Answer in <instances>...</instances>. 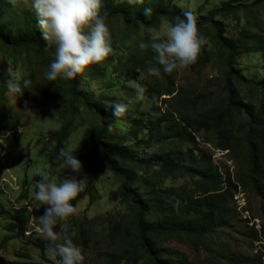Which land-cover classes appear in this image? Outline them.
Instances as JSON below:
<instances>
[{
  "label": "rangeland",
  "instance_id": "1",
  "mask_svg": "<svg viewBox=\"0 0 264 264\" xmlns=\"http://www.w3.org/2000/svg\"><path fill=\"white\" fill-rule=\"evenodd\" d=\"M111 1L116 5L123 3L121 0ZM227 1L231 0L175 1L184 11H193L197 15L199 29L207 43L203 48L201 61L182 71L174 70L171 74L162 72L172 83L171 95H164V92L159 91H163L165 87L161 76L157 78L147 73V68L156 63L150 57V48L141 50L137 46L140 40H151L153 29L162 30L169 23L166 19L156 26L140 27L136 30H130L122 17L106 19L112 34L114 53L103 64L86 68L80 77L78 89L92 97V100H98L105 105L127 103L129 98L135 99L136 90L131 83L135 81L146 89L144 100L129 105L135 117L147 112L156 99L162 110L169 104L177 110H186L199 127L195 134L200 146L213 154L214 162L225 177H231L233 188H229L227 183H224V188H228L233 195L229 203L230 209L234 211L232 225L243 231L239 236L233 230L230 232L236 243L225 235H215L212 244L207 239L204 240V248L208 245L215 252L218 250V243L222 242L232 251L238 244L242 254L254 255L261 251L264 242L255 240L249 229L253 225L258 230L261 228L262 200L253 194L250 186L249 145L246 140L251 125L249 114L246 113L248 108L240 112L232 110L231 117L225 124V128L231 133L229 150L219 149L222 138L218 135V119L215 116L228 104L227 82L231 79L238 99L247 103V107L254 110L264 121V90L259 86L264 81V61L256 54L255 49L242 47L234 64V71L246 76L247 81H238L235 72L228 75V53L216 43L215 30L210 26L199 25L202 15H208L211 10ZM238 1L251 4L255 0ZM17 5L21 9H31L35 15L30 0H17ZM250 10L252 14L249 15L244 11L240 13L244 18L240 26L229 16L218 17L222 21L220 26L225 28L228 36L238 35L241 28L247 26L248 20L252 23L248 25L250 29L264 35V7L251 6ZM133 35L136 40L131 45L126 44ZM24 54L26 58L18 56L15 59L10 49L0 46V137L5 138L6 144V147L0 145V253L7 259L21 260L27 264H60V258L49 253L48 241L37 230V220L43 214L44 206L34 199L36 183L40 179L34 175V171L38 167H51L54 143L49 140V136L66 122L67 118L61 111L66 108L67 101L60 97L57 102L46 107L35 106L40 92L50 81L45 79L47 67L44 66V60L36 58L28 51ZM8 61H11V65ZM9 67L20 71L26 77L32 70L35 72V82L27 105L23 104L21 96L13 97L8 93L6 84ZM58 83L70 85L68 80H60ZM186 96H190L192 100H188ZM169 97V101H165L164 98ZM78 103L80 113L75 119L65 150H73V154L82 162L81 176L87 188L88 181L93 178L100 165L94 143L100 121L84 106L83 99ZM147 155L150 156L149 153ZM62 163L63 161L58 169L53 170L56 177L62 180L67 175H76L71 169H64ZM164 179L168 185L174 187L192 185L190 180L182 178L180 174L175 177L167 175ZM120 185V178L107 169L96 179V189L74 203L79 205L80 214L70 218L67 223L69 231L75 232L74 243L84 250V264H147L146 258L136 254L132 246V240L137 233L133 214L125 201L114 196ZM22 206H26L30 216L28 231L4 242L8 234H13L5 226L10 223L14 209ZM56 230H60L59 225ZM155 243L164 248L181 251L191 259H206L204 251L196 253L174 237L158 239Z\"/></svg>",
  "mask_w": 264,
  "mask_h": 264
},
{
  "label": "trees",
  "instance_id": "2",
  "mask_svg": "<svg viewBox=\"0 0 264 264\" xmlns=\"http://www.w3.org/2000/svg\"><path fill=\"white\" fill-rule=\"evenodd\" d=\"M175 1L144 0L142 4H128L124 0L122 4L116 5L111 0H103L101 11L102 14L107 12L106 19L122 17L130 30H136L140 27L156 26L163 19L172 22L177 15L183 17L185 11ZM251 6L262 8L264 0H255L251 4L238 0L224 2L208 15H202V22L199 23L213 28L216 32V43L226 49L228 75L235 72L234 64L242 47L255 49L256 54L264 61V35L250 29L248 25L252 23L249 20L238 35L228 36L225 28L220 26L222 21L218 18L229 16L240 26L244 19L240 13L244 11L248 15L252 14ZM145 8L152 9L150 15H144ZM0 21V46L10 49L15 59L18 56L26 58V51L33 53L36 58L44 60V66L48 70V65L53 59V50H45L46 42L42 38L33 11L21 9L17 2L13 4L9 0H0ZM149 53L151 59H154L155 54L151 49ZM201 60L202 56L198 62ZM162 72L161 69L160 76L165 81V87L163 91H159L164 92V95H171L172 83ZM235 74L238 81H247L242 73ZM80 77L81 75L68 80L69 86L60 85L58 81L61 79L50 81L40 92L35 103L37 108H42L57 102L60 97L67 101L66 108L61 111L67 118L66 122L49 136V140L54 143L50 159L53 170L61 165L62 160L56 157L60 149L66 148L75 119L80 113V99H83L84 106L100 121V128L94 137L96 158L100 160V165L96 168L93 178L88 181L85 192H81L73 203L94 191L96 179L109 169L121 180L120 188L114 192V196L125 201L133 214L137 232L132 240L134 252L146 258L147 264H264V245L261 247L263 250L254 255L242 254L238 244L232 251L222 242L218 243V250L215 252L208 245L204 248V240L207 239L208 243L212 244L215 235H225L236 243L230 232L233 230L238 235L243 231L232 225L234 211L230 209L229 203L233 195L228 188H224V183L233 188L231 177H225L214 162L213 154L200 146L195 134L199 129L196 120L186 110H177L170 104L162 110L158 99L147 112H142L138 117L117 118L112 115L113 103L105 105L98 100H92V97L78 89ZM27 78L31 80L32 89L35 82L34 70ZM259 86L264 90V81ZM227 88L228 104L215 116L218 119V135L222 138L219 149H230L231 133L225 128V124L231 117L232 110L240 112L248 108L246 113L249 114L251 125L246 140L249 145L250 186L253 194L262 200L261 228L258 230L253 225L249 229L255 240L264 242V121L254 110L247 107V103L238 99L231 79L227 82ZM30 97L31 90L25 89L21 96L24 105L28 104ZM170 98L164 99L169 101ZM186 98L192 100L190 96ZM178 174L190 180L192 185H168L165 176L175 177ZM27 211L26 206L14 209L10 223L5 226L7 231L13 234H8L4 242L28 231L30 216ZM171 237L185 243L196 253L204 251L206 259H191L181 251L164 248L155 243L158 239ZM39 246L43 248L42 244ZM0 264L27 263L7 259L0 253Z\"/></svg>",
  "mask_w": 264,
  "mask_h": 264
},
{
  "label": "clouds",
  "instance_id": "3",
  "mask_svg": "<svg viewBox=\"0 0 264 264\" xmlns=\"http://www.w3.org/2000/svg\"><path fill=\"white\" fill-rule=\"evenodd\" d=\"M15 4L17 0H9ZM37 18V25L46 42V51H52L53 59L45 72L48 81L71 80L82 75L86 68L103 64L114 53L112 34L106 22L107 12L102 14L103 0H30ZM124 2V0H121ZM128 4H142L144 0H126ZM151 8L144 9L148 16ZM2 23V21H0ZM136 40L133 35L125 43L131 45ZM207 43L206 37L198 26V17L193 11H185L183 17L177 15L162 30L153 29L151 40L138 42L141 50L151 49L155 54V64L147 68V73L157 78L161 69L171 74L194 65L199 60ZM11 65V61H8ZM9 79L7 90L13 97L23 95L25 89L31 90V80L20 71L7 69ZM136 90L135 99L127 103L119 102L111 106L112 115L120 118H135L129 105L145 99L146 89L132 81ZM27 104V101L25 102ZM111 130V126H109ZM55 130H59L58 128ZM0 145L5 138L0 137ZM62 160L64 169H71L76 175H67L60 180L49 167H38L34 171L40 179L36 183L34 199L44 206L43 214L38 217L37 230L48 241V251L53 257L60 258V264H84L85 253L80 245L74 243L75 232L69 231L68 221L80 214V207L74 204L79 194L86 188L81 174L83 164L73 154V150L60 149L57 157ZM79 177V178H78ZM60 230H56L57 226Z\"/></svg>",
  "mask_w": 264,
  "mask_h": 264
}]
</instances>
